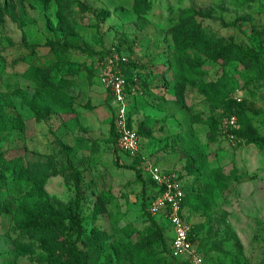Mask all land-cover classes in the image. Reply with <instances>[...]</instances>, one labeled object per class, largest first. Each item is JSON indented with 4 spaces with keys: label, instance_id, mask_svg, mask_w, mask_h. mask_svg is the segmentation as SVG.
<instances>
[{
    "label": "rangeland",
    "instance_id": "1",
    "mask_svg": "<svg viewBox=\"0 0 264 264\" xmlns=\"http://www.w3.org/2000/svg\"><path fill=\"white\" fill-rule=\"evenodd\" d=\"M47 1L0 0V119L16 122H0V264H78L72 246L81 264H190L171 254L167 215L154 216L161 237L147 214L159 184L112 134L113 47L149 85L129 98L141 153L182 185L203 264H264V0ZM193 29L201 40L182 52L174 35ZM51 63L63 87L36 104L27 77ZM231 110L235 143L212 126ZM75 200L83 234L28 230L69 221Z\"/></svg>",
    "mask_w": 264,
    "mask_h": 264
},
{
    "label": "built area",
    "instance_id": "2",
    "mask_svg": "<svg viewBox=\"0 0 264 264\" xmlns=\"http://www.w3.org/2000/svg\"><path fill=\"white\" fill-rule=\"evenodd\" d=\"M128 61V57L120 53L116 47L111 48L107 62L103 64L101 80L107 91L112 96V107L115 111V128L118 134L120 148L129 156L135 157L141 153L142 137L129 123V104L132 95L143 94L140 87H130L127 83L121 66ZM237 100H241L238 96ZM223 132L232 143L238 141L236 131L240 123L236 114L226 115L222 119ZM146 161V167L152 180L159 184L161 191L151 206V214L159 215L165 213L173 227V241L171 243V254L183 257L190 264H203L202 254L197 252L191 235L195 230L194 223L185 218L184 198L186 193L177 180L175 174H171L160 165L151 164Z\"/></svg>",
    "mask_w": 264,
    "mask_h": 264
},
{
    "label": "trees",
    "instance_id": "3",
    "mask_svg": "<svg viewBox=\"0 0 264 264\" xmlns=\"http://www.w3.org/2000/svg\"><path fill=\"white\" fill-rule=\"evenodd\" d=\"M48 1H47V3H48ZM174 37H175L176 45L177 44L179 45V47H180L182 52H185L187 46L197 45V42H199L201 40L200 34L195 29L184 33V35H177V36L174 35ZM51 43L54 46V48H53L54 51H56L55 54L61 53L60 52L61 51L60 48L64 47V45H60L58 43H53L52 41H51ZM228 50H229L228 46L220 47V53H222V54L226 53ZM57 55H58L57 57H62L61 54H57ZM255 59H256V61H259L257 56H256ZM133 64H134V62L131 61L130 59H128V61L121 66V69H122L124 75L126 76L128 85L130 87L140 86L144 90L143 94H145L148 91L149 85H148L147 82L139 83L138 82V78L134 74H131V71H134L137 68ZM54 66H55L54 63H51V64L47 65L46 67H43V66H40V65L35 67V68L33 67L32 69H35V72H31V74L32 73L33 74L32 75L30 74L27 77V78H30L31 80L35 81L36 84H37L38 90L35 92L36 96L34 98V102L36 104L40 103V101H41L40 97L43 94L50 93L53 89H60L61 87H63V78H60L59 76L57 77L56 74L53 73V71H55L54 70L55 69ZM161 88L165 89L163 84H162ZM0 95H2V94L0 93ZM5 104H6L5 101H2L1 105L5 106ZM231 104H237V101L236 100H231V102L226 103L225 106L231 107L230 106ZM111 106H112V103H111ZM32 109L36 110L35 104H33ZM131 109H132V107L129 110V123H130V126L137 131V133L139 134L140 137H143L142 131L135 124L136 122L134 121L135 119L133 118V116L131 114ZM112 110H113V117H112L111 131H112V134L115 136L116 140L118 141V134H117L116 128H115V111H114L113 107H112ZM230 114H236L237 115V113L234 110H231V111L226 112L225 114H223V117L226 116V115H230ZM0 116H6V114H3V109L2 108H0ZM223 117L219 120V124L218 125H216V124L212 125L214 128L218 127V131H220L221 133H223V128H222V119H223ZM237 117H238V115H237ZM238 120H239V118H238ZM0 122L4 126L5 125L6 126H12L13 122H14V125H16L15 121L4 123L0 119ZM239 123H240V120H239ZM240 132H241V123H240V128L236 131V134H237L238 137L240 136ZM253 139L259 144H264V136H262V135H254ZM118 144H119V142H118ZM134 159L137 160V164L139 162L141 164H144V166L146 167V161L148 159L142 153H138L134 157ZM117 164H120V163L117 162ZM138 167L139 166H137L136 174H137V177L142 180L143 179V177H142V170L143 169L142 168H138ZM152 182L156 186H158V184L154 180H152ZM146 189H147L146 182L143 181V190L145 191ZM187 202H188V199H187V195H186L185 198H184V202H183L184 211H185L184 215H185V218L187 220L192 221L190 219V217L188 216V213L186 211L188 209ZM78 208H79V201L78 200H75L74 202H72L69 205V207H68V218H69V221H67L66 219H64L61 216H55V215L48 216V217L33 218L28 223V227H29L28 230L31 229V230H38V231L46 232V231H52V230H54L56 228H61V229L65 230L68 233L78 232V234L81 235V234L84 233V231H83L84 227H83L82 220H81L79 212H78ZM147 214L154 220V225L158 226V224L156 222V219L154 217L155 215L151 214L150 211H147ZM169 224H170L169 228L171 229V232H172L171 240L169 242V246H170L172 241H173V227H172V224L170 222H169ZM158 230H159L160 236L163 237V232L161 231V228L159 226H158ZM191 239H192L194 244L197 243L198 234H197L196 229L194 230L193 234L191 235ZM76 249H77L76 246H72V247L69 248L68 252L70 253L71 256L74 257V259L76 260V262L78 264H81V262L78 260L76 254H75V250Z\"/></svg>",
    "mask_w": 264,
    "mask_h": 264
},
{
    "label": "crops",
    "instance_id": "4",
    "mask_svg": "<svg viewBox=\"0 0 264 264\" xmlns=\"http://www.w3.org/2000/svg\"><path fill=\"white\" fill-rule=\"evenodd\" d=\"M143 142V141H142Z\"/></svg>",
    "mask_w": 264,
    "mask_h": 264
}]
</instances>
